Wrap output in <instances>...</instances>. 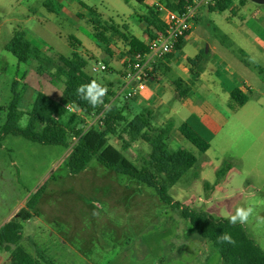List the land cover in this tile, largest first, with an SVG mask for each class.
Wrapping results in <instances>:
<instances>
[{
	"label": "rangeland",
	"instance_id": "rangeland-1",
	"mask_svg": "<svg viewBox=\"0 0 264 264\" xmlns=\"http://www.w3.org/2000/svg\"><path fill=\"white\" fill-rule=\"evenodd\" d=\"M17 1L22 4L23 10L37 11L38 18L42 20L40 10L46 0H0V128L6 121V110L13 98L14 84L17 93L22 97L19 109L24 112L20 123L23 127L28 119L25 114L31 110L32 102L38 93L44 92L57 102H64V85L54 78V70L48 69L39 74L38 61L20 63L13 54L5 50L14 33L21 30L27 34L31 33L35 38L31 42L34 45L40 42V48L55 60L59 56L73 54L74 49L70 46L68 37L77 34L71 27L52 30L48 26V30L57 33L50 36L40 28H31L33 25L25 22L19 25L5 22L12 18ZM79 1L95 9L101 20L111 25H136L137 15L146 11L145 7L135 0ZM79 1L76 3L80 4ZM246 1L247 7L240 8L238 12L231 9L222 13L211 12L207 6H203L197 12V21L195 19L193 23L195 35L207 42L215 39L225 40V35L215 29L216 26L225 32V29H230L231 22L242 23L243 18L250 17L249 9L264 11V4ZM56 6L54 4V10ZM251 16L258 21L262 19L253 12ZM112 44L115 52L123 48L117 36H114ZM234 48L236 49V46ZM243 54L245 55L244 52ZM246 58L252 66L258 63L255 57H252V60L247 56ZM117 59L120 61V56ZM96 63L89 61L87 72L103 85L112 84L116 91L119 78L112 74L108 67L105 71L94 72L93 65L96 67ZM260 65L264 67L263 63ZM254 71L259 75V70ZM53 79L55 82H52ZM120 100L126 101V91L121 92ZM245 109L259 112L260 117H264V93L251 95L250 103ZM71 116L70 112L64 114L65 121H69ZM81 127L85 128L81 125L75 129ZM259 128L257 126L255 132L253 127L245 130L239 137L237 128L228 126L214 142L213 148L206 153H201L191 146V152H195L199 159L197 166L209 178L212 196H209L208 190L201 182L188 184L186 176L170 188L168 194L183 207L194 211L207 210L216 219H226L225 214H232L236 207L248 204H253L257 215L264 217V162L257 168L258 176L253 181L249 182L246 177L238 174L230 184L206 166L213 162L223 168L222 159H230L244 151L246 145L250 146L252 140L260 133ZM69 134V141L72 143L71 130ZM119 134L109 136V143L126 152L131 162L142 166L148 159L142 152L147 153L148 157L151 152L149 144L144 147L140 141L136 153L128 154L129 146H126L125 142H129V137L123 135L122 141ZM226 134L232 137L229 143L225 138ZM169 147L172 151L176 150L173 145ZM221 148H227L228 153L220 155ZM68 156V148L44 146L12 135L7 136L0 145V227L15 208L19 209L13 218L17 217L21 209H25L26 203L38 189L45 187L39 205L31 212L32 218L24 224L21 246L28 253L36 257L41 253L53 264H157L156 254L146 249L145 242H160L161 246L177 245L176 238L180 236V231L177 229L179 218L176 217H182L181 212L163 203L153 188L108 170L96 159L90 162L84 172L73 175L67 167ZM162 217H174L169 227H166V219ZM152 225L155 228H146ZM242 225L264 249V221L254 217L249 223ZM188 227L195 231L189 222ZM169 229L172 234H169ZM208 243L212 247V264H223L214 246ZM0 263L10 264V253L4 247H0Z\"/></svg>",
	"mask_w": 264,
	"mask_h": 264
},
{
	"label": "crops",
	"instance_id": "crops-1",
	"mask_svg": "<svg viewBox=\"0 0 264 264\" xmlns=\"http://www.w3.org/2000/svg\"><path fill=\"white\" fill-rule=\"evenodd\" d=\"M77 1H44L40 10L42 20L38 18L37 11L32 9L23 10L22 4L17 1V8H13L12 18L5 20V22L17 23L18 25L25 22L33 25L31 28H40L50 36H53V33H57L48 30V26L52 30L68 29L70 27L75 29L77 34L69 36L68 39L73 37L79 41L80 46L77 52L88 59V61L106 65V67L110 68L112 74H116L117 78H119L116 93L119 96L127 85L126 75L132 63V59L128 54V43L118 38L123 48L115 52L112 44L114 36L110 33L109 37L112 42L109 45L110 53L107 54L94 36V29L90 23L91 13L80 5L83 2L79 1L80 4H77ZM163 1L145 0L143 6L146 11L137 15L138 24L136 25L129 23L111 25L101 21L105 25L113 26L147 45L151 38L145 33L144 25L141 21L149 15L147 8L157 7L159 9V18L163 22L166 10H169L162 4ZM234 3L235 5L230 8L233 12H238L240 8L247 7L246 0ZM54 4L57 5L55 10ZM249 10L248 14L250 17L243 18L242 23L231 22L229 30L225 29L224 32V29L215 27V29L225 35V40L215 39L212 42H207L205 39L195 35L193 25L190 35L183 40L176 52L165 59L157 60L151 64L152 75L145 82L146 89L134 99L126 100V105H124V114L129 120H132L135 115L142 112L145 108H150L155 116L153 121L155 128H162L168 122H171L174 128L171 134L168 135L166 142L168 147L173 145L176 149L175 151L185 149L191 152V146H194L180 132V127L185 123H188L194 132L210 140L211 147L209 151L228 126L236 127L237 136L239 137L244 134L245 130H250L252 127L255 132L257 126H259V129H261L260 133L255 137V140H252L253 143L250 146L246 145L244 151L232 156L230 159H225V157L222 159L223 166L227 163L232 166L231 170L223 177L224 182L227 184L232 183L238 174L246 177L249 182L253 181L258 176L257 168L264 162V117H260L259 112H251L245 109L250 103L251 95L264 93V67L260 65V63L264 64V11H259L257 8ZM209 11L222 13L226 10L219 11L209 8ZM252 12L254 15L260 16L262 18L261 21L252 17ZM27 31L30 32L29 29ZM24 33L26 39L34 45L31 42L32 39H35L32 34ZM39 43L36 44L38 46H34L45 54V50L40 48ZM234 46H236V49ZM243 52L250 60L255 57L258 63L252 66ZM118 56H120V61L117 59ZM198 58L200 59L199 61L196 60ZM192 61H197V63L193 65ZM98 63H96V67H99ZM254 70H259V75H256ZM195 73L198 75L196 80H194ZM245 85H250L251 89L247 90L244 87ZM236 89L242 91L249 98V101L244 106L239 105L231 97L232 92ZM179 92L183 93V96ZM34 101L35 99L32 105ZM66 105L68 104L62 103L64 114L69 113L68 111L65 113ZM78 115L84 119L81 112H78ZM78 115L72 114L69 120L77 116L75 119L79 121ZM225 138L228 139V143L232 141L230 134H226ZM140 141L144 147L148 144L143 140L133 142L129 146L128 154L136 153V148ZM112 145L119 149L114 144ZM123 153L125 154L126 152L123 151ZM192 153L198 157L195 152ZM226 153H228L227 148L219 149L220 155L224 156ZM146 154L142 152V155L148 158ZM125 155L128 157L127 154ZM198 162L199 159H197L195 166L185 175L187 183L201 182L208 190L209 196H212L213 193L208 182L209 178L199 169L197 166ZM245 162L247 166H245ZM206 166L212 173L216 174L222 169L213 162H209ZM18 209V207L14 209L4 221V224L13 218ZM162 218L166 219V227H169L174 219V217ZM176 218H179L177 229L180 231V236L176 238V246L167 244L161 246L160 242H152L150 240L145 242L146 249L148 248L156 254L157 264H212V247L208 241L203 240L196 230L192 231L189 229L188 220L183 217ZM146 228L151 229L155 228V226H146ZM168 232L172 234L170 229ZM170 246L172 248L169 249ZM167 253L170 255H167Z\"/></svg>",
	"mask_w": 264,
	"mask_h": 264
},
{
	"label": "trees",
	"instance_id": "trees-1",
	"mask_svg": "<svg viewBox=\"0 0 264 264\" xmlns=\"http://www.w3.org/2000/svg\"><path fill=\"white\" fill-rule=\"evenodd\" d=\"M135 1L141 5L145 4V0ZM192 1L164 0L162 4L169 10L180 12ZM81 5L91 13L90 23L94 29V36L107 54L110 53L109 45L112 42L109 37L110 33L128 43V54L132 60L137 54L149 52L147 45L136 38L128 36L113 26L105 25L95 9L83 3ZM232 6L233 1L231 0H219L217 5L210 9L225 11ZM46 7L50 9L49 6L46 5ZM147 10L149 15L141 22L144 25L145 33L150 38H154L155 32L164 31L165 25L159 18L157 7L147 8ZM68 40L75 51L71 56L62 55L57 60L32 45L26 39L23 31L15 32L5 50L13 54L20 63L28 64L33 60L38 61L39 74L48 69L54 70V78L60 80L64 85L63 103L72 104L76 109L83 111L85 118L99 115L105 105H109L103 119V127L95 125L87 131L83 127L75 129L77 126H85V119L76 121L75 116L68 122L65 121L62 103L42 92L37 94L31 110L25 114L28 119L26 126L23 127L20 123L24 112L19 109L22 97L20 93H17L14 84L13 98L6 110V121L0 128V145L7 136L12 135L44 146L69 148L71 143L69 131L71 130L73 133L71 139L78 138L77 144L67 158V167L71 174H81L87 169L90 162L96 159L108 170L153 188L163 203L174 210H179L181 216L190 222L198 235L214 246L222 258L223 264H264V249L257 244L242 224L232 225L227 219H216L207 210L194 211L183 207L168 194L169 189L174 187L197 163V157L192 152L185 149L172 151L168 147L166 139L174 128L171 122L162 128H155L153 125L155 116L150 108H145L132 120H129L124 114L126 102L120 100V95H117L112 85H104L108 92L104 97L103 104L98 107H92L80 99L76 94V88L94 78L87 72L88 59L77 52L80 46L79 41L73 37ZM182 42L183 40L178 45V49ZM197 61L191 63L195 65ZM197 77L198 75L195 73L194 80ZM52 82L55 80L53 79ZM179 94L183 96V93L179 92ZM231 97L241 106L249 101L248 96L238 89L232 92ZM180 132L201 153L209 151L210 140L194 132L188 123L180 127ZM118 133L121 134L118 136L122 141L124 140L123 135L129 137V142H125L126 146L139 140L149 144L151 152L142 166L131 162L122 150L109 143V136H115ZM126 146L123 147L126 148ZM231 168V164H225L218 171V176L220 178L226 176ZM44 191L45 187L38 189L26 203L25 209H21L17 217L0 228V247H4L10 253L11 264H53L41 253H38V257L33 256L21 246L24 224L32 218L31 212L39 205ZM223 232L231 234L235 244L219 243L217 238Z\"/></svg>",
	"mask_w": 264,
	"mask_h": 264
},
{
	"label": "built area",
	"instance_id": "built-area-1",
	"mask_svg": "<svg viewBox=\"0 0 264 264\" xmlns=\"http://www.w3.org/2000/svg\"><path fill=\"white\" fill-rule=\"evenodd\" d=\"M218 1L219 0H193L192 3L188 4L180 12L166 10V16L163 20L165 25L164 31H157L154 38L150 39L149 43L147 44L149 49L148 53L137 54L132 60L130 69L126 75L127 85L122 90L126 91L127 100L134 99L146 89L145 82L149 80L152 75L151 64L157 60L165 59L176 52L180 42L185 40L190 35L199 9H201L203 6L213 8L217 5ZM231 1L234 3L240 0ZM106 68V65H103V68L95 67V70L93 71H105ZM244 87L247 90L251 89L250 85H245ZM108 107L109 105H105L103 111L99 115L92 118H85L83 111L76 109L72 104L66 105L65 110L72 113L73 115H78V112H81L85 119V131H87L95 125L103 127V119ZM78 118H80V116ZM86 120L89 121L86 122ZM77 142L78 138L75 137L72 139L70 148H68L69 154Z\"/></svg>",
	"mask_w": 264,
	"mask_h": 264
},
{
	"label": "clouds",
	"instance_id": "clouds-1",
	"mask_svg": "<svg viewBox=\"0 0 264 264\" xmlns=\"http://www.w3.org/2000/svg\"><path fill=\"white\" fill-rule=\"evenodd\" d=\"M99 67L103 68V65L101 64ZM93 70H95V65H93ZM107 92V87L95 79L86 84H80L76 88V94L80 97V99L86 101L92 107L102 105ZM254 217L258 220L264 221V217H259L257 215L256 208L253 204L238 206L232 214H225V218L232 225L247 224ZM217 239L221 244H235V240L232 235L227 232L220 234Z\"/></svg>",
	"mask_w": 264,
	"mask_h": 264
},
{
	"label": "water",
	"instance_id": "water-1",
	"mask_svg": "<svg viewBox=\"0 0 264 264\" xmlns=\"http://www.w3.org/2000/svg\"><path fill=\"white\" fill-rule=\"evenodd\" d=\"M254 3L262 5L264 4V0H252Z\"/></svg>",
	"mask_w": 264,
	"mask_h": 264
}]
</instances>
